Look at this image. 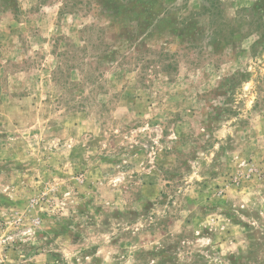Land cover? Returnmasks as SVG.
<instances>
[{
	"label": "clouds",
	"instance_id": "obj_1",
	"mask_svg": "<svg viewBox=\"0 0 264 264\" xmlns=\"http://www.w3.org/2000/svg\"><path fill=\"white\" fill-rule=\"evenodd\" d=\"M17 3L0 20V264H158L138 253L177 242L176 264H264L259 35L218 53L211 18L200 39H131L103 0ZM116 210L139 215L101 231Z\"/></svg>",
	"mask_w": 264,
	"mask_h": 264
},
{
	"label": "rangeland",
	"instance_id": "obj_2",
	"mask_svg": "<svg viewBox=\"0 0 264 264\" xmlns=\"http://www.w3.org/2000/svg\"><path fill=\"white\" fill-rule=\"evenodd\" d=\"M242 2L243 0H202L201 3L194 6L190 15L178 19L176 11H173L172 7L174 0H103L106 10L123 26L121 36L134 39L135 34H142L150 29L149 35L181 33L186 40H196L203 38L204 29L200 25L211 18L212 23L217 25L216 33L211 42L215 45L218 53H223L229 44L235 48L239 40L249 33L259 35V39L252 46L253 52L257 53L261 48H264V0H256L252 8H242L237 12L235 18H230L229 13L232 9ZM181 7H188L187 0ZM18 13L17 0H0V20L6 15ZM225 83L231 86L234 81H226ZM151 206V202L146 205L145 214ZM101 211V207L96 208L97 213ZM80 213L89 216L90 224L96 223L95 217L89 212L87 205L80 207ZM138 215L139 213L136 211L121 213L116 210L114 213H108L102 221L104 228L101 231L109 230L112 218L134 222ZM70 223L71 221H68L62 231L68 232ZM74 235L76 240L81 239L79 232ZM252 235L256 237L260 233L255 232ZM116 242L113 240V243ZM178 246L179 243L177 242V244L168 245L159 252H140L138 256L145 262L149 257L160 256L161 260L158 264H176L175 252ZM98 247L99 245H94L85 249L81 253V257L94 256ZM256 247H264V245H257ZM252 255L254 258L255 252ZM50 260H54L56 264H63V259L59 253L50 254ZM92 264H102V257H95ZM238 264H247V260L241 258Z\"/></svg>",
	"mask_w": 264,
	"mask_h": 264
}]
</instances>
